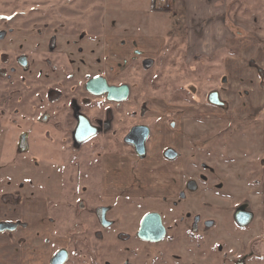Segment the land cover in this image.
<instances>
[{"label":"rangeland","instance_id":"1","mask_svg":"<svg viewBox=\"0 0 264 264\" xmlns=\"http://www.w3.org/2000/svg\"><path fill=\"white\" fill-rule=\"evenodd\" d=\"M53 1L50 15L55 21L59 20L58 6L65 2ZM81 1H84V10L87 9L90 13L98 10L97 6L102 7V0ZM21 3L39 6L47 4L45 0H0V13L11 14L14 9L10 7ZM70 7L72 6L69 3L68 8L71 9ZM155 8L162 12L160 17L148 15L144 11L129 15L127 13L132 21L123 19L122 27L113 21L112 27L105 30L106 34L113 37L135 36L134 41L140 42L139 44H129L126 39L118 43L102 42L98 44L101 50H97L95 54L88 50L89 38L86 31L91 29L90 21L96 14L85 15L83 11V20L88 23L85 22L87 30L83 34L84 40L80 37V44L84 42L86 63L92 57H95L94 61L100 59L101 54L102 60L99 62L103 61L106 66L102 72L106 71L108 77L116 83H124L130 87L129 97L118 105L115 123L126 130L128 126L143 119L154 129V139L169 142L179 150L181 157L164 171L161 178L153 176L142 166V162L141 166L134 165L130 178L140 183L144 181L146 185L144 191L141 184L133 190L140 193L141 197L148 191V208H138L135 202L140 201L121 208L117 206L111 219L116 220L119 216L127 219L124 224L118 221V225L102 238L74 234L79 230L78 223L85 228L88 224H94L92 215L81 214L78 220L76 217L68 219V237L50 235V227L47 225L37 236L32 232L19 233L13 240H6L8 243L1 241L0 237V264H46L60 244L69 247L71 264H98L104 260L120 264L126 257L135 264H146L147 256L148 264H264V201L261 199L264 186V108L256 113L259 119L239 117L234 108L243 103L241 99L245 93L235 88L237 80L234 82V77H228V81L225 79L224 84L221 82L222 76L227 77L225 54H218L210 59L203 55L188 57L183 37L170 38L172 29H169L168 12L163 11L171 9L158 8L156 3ZM39 10V17H43L39 19H47L42 13L45 9ZM240 13L245 16L253 14L244 10ZM117 15L118 21H121L122 14ZM259 15L264 24V9L260 10ZM246 47L253 55L256 54L250 60H255V70L262 68L264 40L258 45L259 51L251 44ZM137 50L142 53L138 59L134 58ZM231 51L237 61L241 59L239 52ZM142 57L153 58V65L149 69L142 66ZM85 73L88 79L95 72L87 67ZM257 87L255 98H264V81ZM214 90H220L225 106L219 107L213 102L210 103L209 94ZM142 105L146 106L144 118L139 114ZM171 122L175 123V128L170 126ZM88 145L87 155L90 156L89 152L95 148ZM91 157L95 158L93 154ZM115 162L118 159L108 160L106 165L117 166ZM118 164L121 167L127 166L124 162ZM140 169L143 172H139ZM32 173L30 159L15 158L0 151V178L2 175H9L7 179L12 182H24V186L28 188L23 192L28 194L31 191L29 182L32 180ZM169 174L175 176V182L169 183L166 180L170 178ZM180 192L184 199L175 201L179 203L177 205L174 201L161 200L166 196L173 198ZM240 207L252 213V219L246 225L240 224L235 217V211ZM150 209L157 210L160 214L169 209L168 212L183 216L189 212L192 217L195 214L200 215L202 222L196 231L198 245L194 251L188 248L190 245L193 248L194 243L182 234H176V240L174 237L169 241L163 256L162 253L159 256L160 249L157 245L149 244L148 255L142 252L143 242L135 239L125 242L117 238L116 232L137 228L142 215ZM27 218L32 219L28 216ZM204 220L209 225L204 224ZM115 243L119 247L128 245L138 249L130 253V256L116 248L106 249L107 245Z\"/></svg>","mask_w":264,"mask_h":264},{"label":"flooded vegetation","instance_id":"2","mask_svg":"<svg viewBox=\"0 0 264 264\" xmlns=\"http://www.w3.org/2000/svg\"><path fill=\"white\" fill-rule=\"evenodd\" d=\"M45 2L47 4L44 6L15 4L10 7L14 9L13 13H0V151L15 158H28L33 167L32 180L29 182L31 191L28 194L23 192L28 188L24 186V182H12L7 179L9 175H2L0 178V237L5 243H8L6 240H13L19 233L32 232L37 236L46 225L50 227V235L68 237V219L76 217L78 220L81 214L92 215L94 224H88L85 228L78 223L79 230L74 234L102 238L118 225V221L124 224L127 219L122 216L116 220L111 219L117 206L121 208L140 201L135 202L138 208H148V191L141 197L140 193L133 190L141 184L144 191L146 185L141 178L138 179L142 183L130 178L134 165L141 166L142 162V166L153 176L161 178L164 171L181 157L179 150L169 142L154 139V129L143 119L128 126L126 130L115 123L118 105L129 97L130 87L124 83H116L108 77L106 71L102 72L106 66L103 61L99 62L102 60L101 54L100 59L94 61L95 57H92L89 63L85 62L84 42L80 44V37L83 40L85 37L81 7L71 4L69 9V3L64 1L58 6L59 20L54 21L50 15L54 1ZM20 8L22 10H17ZM43 8L45 10L42 13L47 19L41 20L39 18L43 17H39V9ZM87 37L91 54L101 50L98 44L103 42V38ZM244 55L245 53L241 58ZM141 56V51L137 50L134 58ZM251 58L255 56L249 57L247 62L255 68V60L250 61ZM140 59L144 68L146 60H152L153 65V58ZM87 67L95 72L88 79L85 73ZM256 72L261 86L264 67L257 68ZM226 75L227 77L221 78L223 84L230 78L227 70ZM93 80L100 81L93 84L90 90L88 83ZM102 81L108 87L126 86L127 97L120 101L114 99L120 97L115 92L113 98H110L109 93L103 91ZM219 91H212L208 99L210 103L212 100L219 102L215 106L223 107L225 102ZM140 107L139 114L144 118L146 106ZM142 126L149 128L146 139L137 134L132 138L133 142H130L128 135L134 128ZM170 126L175 128V123L171 122ZM88 144L95 148L89 152L90 156L87 155ZM140 149H143L142 153L139 152ZM117 159V166L106 165L108 160ZM121 162L127 166L121 167L118 164ZM139 172L143 171L140 169ZM169 177L166 178L169 183L175 182V176ZM181 194L183 195L180 192L173 198L166 196L161 200L182 201L184 196L181 197ZM237 209L235 217L240 224L247 215L249 221L252 219V213L246 211V208ZM168 211L169 209L160 214L157 210H146L137 228L116 232L117 238L125 242L130 239L143 242L142 252L148 255L149 244L157 245L160 249L159 256L161 253L163 256L169 241L174 237L176 240V234H182L194 243L193 248L191 245L188 247L194 251L198 245L196 231L202 222L201 216L195 214L192 217L190 212L183 216ZM150 214L160 216L164 231L156 220H152L148 231H145L147 238H141L139 232L142 222ZM203 223L209 225L206 220ZM158 226L164 235L159 241H152L150 236L154 238L161 233L157 231ZM87 245L84 247L89 248ZM113 248L129 256L138 249L128 245L119 247L116 243L106 246V249ZM62 250L68 253L63 264H71L69 247L62 244L46 264H55L52 260ZM148 262L147 256L145 263ZM98 264L114 263L104 260ZM120 264L135 263L126 257Z\"/></svg>","mask_w":264,"mask_h":264},{"label":"crops","instance_id":"3","mask_svg":"<svg viewBox=\"0 0 264 264\" xmlns=\"http://www.w3.org/2000/svg\"><path fill=\"white\" fill-rule=\"evenodd\" d=\"M64 1L79 5L81 13L84 11L85 15L96 14V17L90 21L92 25L90 30L85 29L88 21L83 20L82 14L83 29L84 31L87 30V36L93 39L103 38L105 43H113V41L118 43L120 40L126 39L129 44H139L140 42L134 41L135 36H132V38L123 35L113 37L106 34L105 30L112 27L113 21L119 27L124 26L123 19L132 21L128 17L132 13L137 14L144 11L143 13L159 17L162 13L155 8V0H102V7L97 6L98 10L92 11V13L87 9L84 10V1L62 0V2ZM170 1L172 4L171 10L163 11L168 12L169 29H172L169 34L170 38L183 37L184 44L187 45V55L190 58L197 55L214 58L218 54L224 53L227 62L226 70L230 77H234L232 79L234 82L237 80L235 88L240 91L242 87L241 91L245 93L243 99H241L243 103H239L234 111L244 119H259L256 113L260 108H264V98H255L259 80L255 68L247 62L253 54L251 52L246 53L248 51L246 46L251 44L255 50L259 51L258 45H261V40H264V24L259 15L260 10L264 9V0ZM242 10L253 12V14L245 16L240 13ZM173 11L175 13H172ZM117 14H122L121 21H118L119 16ZM93 29L97 30L91 33L90 31ZM231 50H236L241 55L245 53V55L237 61ZM261 60H263L262 67H264V59ZM240 106H243V108ZM262 190L261 199L264 201V186Z\"/></svg>","mask_w":264,"mask_h":264},{"label":"water","instance_id":"4","mask_svg":"<svg viewBox=\"0 0 264 264\" xmlns=\"http://www.w3.org/2000/svg\"><path fill=\"white\" fill-rule=\"evenodd\" d=\"M151 65H152V60H146V61H144V66L146 68L150 67ZM97 81H100V80H93L92 82H89L88 83V88L90 90H92L93 84H95ZM102 88H103V91L104 92H108L109 93V97L110 98H113L115 92L119 93L120 94V97L114 98V99H117L119 101L120 100H124L127 97V94H128V89H127L126 86H122V87H108L106 85V83L102 81ZM212 102L219 103V102H217L215 100H212ZM137 134H139V135L141 134L143 136V138L146 139V137L149 134V128L148 127H143V126L142 127L134 128L132 130V132L128 135V138L127 139L130 142H133L132 141V138L135 137ZM141 148H142V145H141ZM142 150L143 149H140L139 152L142 153ZM172 157H174V156H172ZM152 220H156L157 221V224L162 227V225H161V219H160V216L158 214H150V215L146 216L144 218L143 222H142V227H141V230L139 232V236L141 238H147V236L145 234V231H148L147 229L150 226L149 223ZM248 222H249V216L247 215L246 218L242 221V224H245V223H248ZM160 226H158L157 231H161V233L158 234L157 236H155L154 238H152V236H150V238H149L150 240H152V241H159L163 237V235H164L163 234V231L164 230H163V227H162V230H163L162 231ZM67 258H68L67 251L66 250H62V251H59L55 255V257L53 258L52 261L55 262V264L56 263L57 264H63L67 260Z\"/></svg>","mask_w":264,"mask_h":264},{"label":"built area","instance_id":"5","mask_svg":"<svg viewBox=\"0 0 264 264\" xmlns=\"http://www.w3.org/2000/svg\"><path fill=\"white\" fill-rule=\"evenodd\" d=\"M156 6L158 8L167 10V9H171L172 4L170 0H155Z\"/></svg>","mask_w":264,"mask_h":264}]
</instances>
